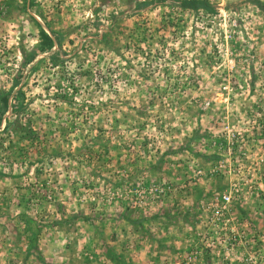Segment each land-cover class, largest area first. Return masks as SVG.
Wrapping results in <instances>:
<instances>
[{
	"label": "rangeland",
	"instance_id": "374dc122",
	"mask_svg": "<svg viewBox=\"0 0 264 264\" xmlns=\"http://www.w3.org/2000/svg\"><path fill=\"white\" fill-rule=\"evenodd\" d=\"M0 95V264H264V11L0 0Z\"/></svg>",
	"mask_w": 264,
	"mask_h": 264
},
{
	"label": "trees",
	"instance_id": "16d2710c",
	"mask_svg": "<svg viewBox=\"0 0 264 264\" xmlns=\"http://www.w3.org/2000/svg\"><path fill=\"white\" fill-rule=\"evenodd\" d=\"M246 2L254 5L257 9L264 11V2L259 0H246ZM0 106L2 107V110L7 109V97L4 95H0Z\"/></svg>",
	"mask_w": 264,
	"mask_h": 264
},
{
	"label": "built area",
	"instance_id": "2783aa9c",
	"mask_svg": "<svg viewBox=\"0 0 264 264\" xmlns=\"http://www.w3.org/2000/svg\"><path fill=\"white\" fill-rule=\"evenodd\" d=\"M224 200H227L228 198L227 197H223Z\"/></svg>",
	"mask_w": 264,
	"mask_h": 264
}]
</instances>
